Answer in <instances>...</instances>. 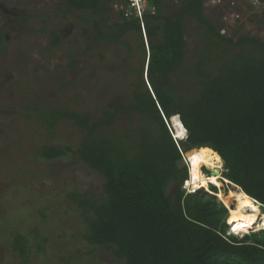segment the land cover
Instances as JSON below:
<instances>
[{"label": "trees", "instance_id": "16d2710c", "mask_svg": "<svg viewBox=\"0 0 264 264\" xmlns=\"http://www.w3.org/2000/svg\"><path fill=\"white\" fill-rule=\"evenodd\" d=\"M68 9L90 10L104 17L101 0H65ZM110 1V0H109ZM161 0H151L154 13L145 12L141 19L127 18L116 25V35L105 34L107 43H121V37L142 29L151 42L146 50V76L143 67L133 85L132 102L101 112L97 120L88 113L69 108L34 105L24 117L54 130L58 122L71 121L84 129L78 151L79 160L104 179L103 196L91 192H70L69 199L80 209L88 226L85 240L104 247L116 258L101 264H264V41L239 36H224L204 15L205 0H183L172 17L160 13ZM203 25L207 49L194 63L198 88L194 97L173 82V75L185 62L188 46L185 19ZM51 46H58L63 36L52 33ZM250 44L252 56L245 50L221 60L216 72L207 68L208 52L215 48ZM71 64L74 57L71 55ZM35 116H33V114ZM139 114L136 139L127 132L107 133L118 116ZM179 116V117H178ZM173 117V118H172ZM175 127L176 141L170 127ZM69 145L45 146L42 157H64ZM185 157L202 152L210 161L224 168L223 177L240 187L257 201L263 210L257 223L247 221L259 232H249L239 220L227 223L229 209L217 198L219 189L210 184L188 192L189 170ZM222 182V181H221ZM176 184L174 191H169ZM228 202V201H227ZM236 203V202H235ZM235 205L232 207L234 208ZM242 228L245 233L239 236ZM245 231V232H244ZM12 248L27 262L30 253L25 235H15Z\"/></svg>", "mask_w": 264, "mask_h": 264}, {"label": "rangeland", "instance_id": "374dc122", "mask_svg": "<svg viewBox=\"0 0 264 264\" xmlns=\"http://www.w3.org/2000/svg\"><path fill=\"white\" fill-rule=\"evenodd\" d=\"M128 1L101 0L100 8L106 13L96 17L90 10L68 9L65 0H0V264L116 261L111 251L85 240L88 226L82 210L68 197L75 191L104 195L103 177L76 155L85 130L65 120L51 131L24 116L34 105H41L75 109L97 120L102 111L132 102L133 83L142 67L149 87L148 59H143L140 45L143 43L148 51L151 42L143 29L142 37L135 30L128 31L121 43L101 39L105 34L118 33L116 25L122 22L119 14L128 9ZM182 3L183 0H161L160 13L172 17ZM151 10V0H147L146 12ZM204 15L226 37L248 36L264 41V0H205ZM184 24L186 58L172 77L178 89L194 97L198 88L194 63L207 49V43L203 25L189 17ZM54 30L63 36L62 43L55 47L51 46ZM242 48L218 47L209 51L207 68L216 72L222 59L239 50L257 54L250 44ZM141 120L139 114H120L115 124L104 130L127 132L136 139ZM49 145H69L72 150L64 157L48 160L41 153ZM187 162L185 157L186 166ZM201 168L206 175L212 171L204 164ZM223 178L217 187L223 199L227 197L228 202L222 199L229 209L227 223L235 225L242 220L246 232L263 230H253L245 220L233 218L230 207L238 203V188ZM175 189L176 184L169 191ZM259 209L262 216L260 204ZM236 230H240L239 236L243 234L242 228ZM18 233L29 242L27 262L12 248Z\"/></svg>", "mask_w": 264, "mask_h": 264}, {"label": "bare ground", "instance_id": "6f19581e", "mask_svg": "<svg viewBox=\"0 0 264 264\" xmlns=\"http://www.w3.org/2000/svg\"><path fill=\"white\" fill-rule=\"evenodd\" d=\"M188 164H189V171H190V178L187 186H190L194 190L197 188H208L210 184H214L216 186H219V179L223 178V167L220 162L217 161H210L205 156L204 153H194L189 156H187ZM204 164L210 168V170H220L217 174H208L206 175L201 168V165ZM222 170V172H221ZM224 181H226L229 184L234 185L236 188H238V203L235 204L234 208L230 207L231 214L233 218H247L250 222L257 223V226L260 228L262 227L259 224V220L261 219V212L259 209V203L252 199L250 196H248L240 187L232 183L227 178H223ZM222 179V180H223ZM222 192V191H221ZM218 198L223 199V196L221 193H216ZM228 206V205H227ZM246 219V220H247ZM247 220V221H248Z\"/></svg>", "mask_w": 264, "mask_h": 264}, {"label": "built area", "instance_id": "2783aa9c", "mask_svg": "<svg viewBox=\"0 0 264 264\" xmlns=\"http://www.w3.org/2000/svg\"><path fill=\"white\" fill-rule=\"evenodd\" d=\"M128 9H124V14L127 18H139L141 19V22H142V28L144 29V22L142 21L143 20V16L147 10V0H129L128 1ZM151 12L154 13L155 12V7L151 5ZM145 32V31H144ZM172 133H173V136L175 138V140L178 142V141H181V140H185L187 138V134L181 138H177V136L174 134L173 130H172V127H170ZM184 159H185V156H184ZM186 188V190L188 192H194L196 190H194L193 188H191L190 186H187L185 185L184 186Z\"/></svg>", "mask_w": 264, "mask_h": 264}, {"label": "clouds", "instance_id": "9594fccd", "mask_svg": "<svg viewBox=\"0 0 264 264\" xmlns=\"http://www.w3.org/2000/svg\"><path fill=\"white\" fill-rule=\"evenodd\" d=\"M173 118V117H172ZM172 118H171V122H172ZM172 126H173V122H172ZM171 126V127H172ZM175 130V127L173 126V128H172V130ZM173 130V132L175 133V131ZM172 132V131H171ZM172 135H173V133H172ZM174 137V136H173ZM175 139V138H174ZM180 140V139H179ZM184 141V140H183ZM188 163V162H187ZM190 169V167H189V164H188V170ZM189 178H190V171H189ZM187 182V181H186ZM186 182L184 183V186L186 185ZM210 186V185H209ZM185 188V187H184ZM209 190V189H208ZM228 222V221H227ZM230 225V227H231V229H232V226H231V224H229ZM231 229H230V231H231ZM232 232V231H231ZM245 233H249V232H245ZM245 233H243V234H245ZM233 234H236V233H233ZM242 234V235H243ZM242 235H240V236H242Z\"/></svg>", "mask_w": 264, "mask_h": 264}, {"label": "water", "instance_id": "95a60500", "mask_svg": "<svg viewBox=\"0 0 264 264\" xmlns=\"http://www.w3.org/2000/svg\"><path fill=\"white\" fill-rule=\"evenodd\" d=\"M178 117H179V116H178ZM219 172H220V170H218V169L211 171L212 174H217V173H219ZM221 172H222V170H221Z\"/></svg>", "mask_w": 264, "mask_h": 264}]
</instances>
